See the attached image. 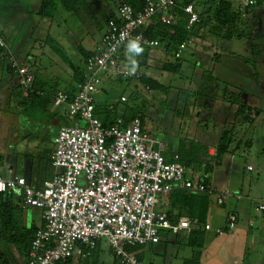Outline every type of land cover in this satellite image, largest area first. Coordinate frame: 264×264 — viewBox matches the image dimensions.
<instances>
[{"label": "rangeland", "instance_id": "374dc122", "mask_svg": "<svg viewBox=\"0 0 264 264\" xmlns=\"http://www.w3.org/2000/svg\"><path fill=\"white\" fill-rule=\"evenodd\" d=\"M79 1L72 12L59 9L55 19L43 18L38 14L42 0H17L7 10L0 8V30L18 62L29 66H35L37 62L46 67L48 76L53 70L56 76L69 82L73 88L79 85L74 71L62 61L61 54L54 47L59 45L77 65L82 66L85 62L78 45L91 51L107 29L106 22L102 21L99 1L114 11L121 2ZM233 1L242 19L237 29L244 33V37L223 40L210 32L209 26H201L183 52L180 73L161 70L158 61L174 60L171 55L160 51L163 44L158 49L149 50V66H137L143 75L169 87V93L147 89L141 82V89L134 91L130 80L101 73L103 90L96 95V102L97 105L112 103L115 106L116 109L109 112L110 118L128 109L137 110L144 117V128L153 137L166 142L170 152L177 150L183 163L190 162L187 176L191 179L199 174L208 176L213 188L224 200L230 199L228 192L238 190V194L244 198L238 205L242 209L240 223L248 229L243 264L244 261L245 264H264V211L258 208L264 205V0H259L251 8H242L240 0ZM6 4L11 3L0 0V5ZM48 35L50 39L46 38ZM71 40L73 50L70 49ZM131 57L138 59V56ZM0 78L2 85L7 83L12 87L18 83L8 75L4 76L2 71ZM59 88L65 91L69 87L61 82ZM237 95L240 104L252 109L253 122L235 119L238 105L232 96ZM121 96H126L127 101L121 102ZM7 99L8 91L2 86L0 163L4 158H12L19 163L15 173L22 175L29 162H35L38 168L32 173L33 180L39 179L42 185L45 179H51L55 174L49 157L50 152L55 150L52 137L56 125L53 122L60 119L69 126L85 127L86 124L79 121L77 116L68 114L64 106L53 107L51 104L45 109L32 108L16 102L5 104ZM105 115V112L96 114L101 120ZM225 130L231 132L233 142L228 152L220 156L217 147ZM205 146L208 147L206 155L201 154ZM249 165L254 170H249ZM211 196L213 215L209 221L213 230L206 233L208 246L199 250L188 246L183 241L188 231H182L179 235L167 232L163 235L167 242L134 247L132 252L145 264H184L197 251L201 252V264L232 262L220 250L228 242H222L228 235L215 234L217 224L226 225V208L217 205L216 194ZM167 207V201L163 199L157 211L165 212ZM28 211L31 212L30 222L37 226L43 223L42 210H25L27 214ZM98 245L92 256L81 258L73 264H116L108 241L100 239Z\"/></svg>", "mask_w": 264, "mask_h": 264}, {"label": "built area", "instance_id": "2783aa9c", "mask_svg": "<svg viewBox=\"0 0 264 264\" xmlns=\"http://www.w3.org/2000/svg\"><path fill=\"white\" fill-rule=\"evenodd\" d=\"M183 1L144 0L138 11L130 4H119L117 19L108 22L101 43L86 63L85 79L76 94L71 97L58 90L53 96V107L64 106L68 114L86 124L59 129L50 157L54 176L35 186L25 177L0 174V193L18 194L24 208L42 210L43 223L35 233L25 264H66L77 257H89L104 238L121 264H145L129 248L156 245L167 232L179 235L195 229L213 230L209 222L189 216L172 222L167 213L157 211L160 196L175 189L212 194L205 175L191 179L179 155L168 160L165 144L144 128L140 117L129 122L118 117L106 127L95 114L96 95L103 83L100 74L140 81L143 74L139 69L129 75L127 44L139 40L142 47L157 48L159 41L148 37L144 28L154 16L169 22L168 14ZM257 3L240 0L242 8ZM182 9L188 16V30L201 22L193 3ZM190 42L180 44L174 59H182ZM0 49L6 51L21 88L34 91L31 67L18 62L1 31ZM37 94L45 96L46 92L38 90ZM120 100L124 103L127 97ZM109 109L115 106L111 104ZM218 203H223L221 197ZM258 208L264 210V205ZM236 222V214L230 213L227 229H234ZM215 232L221 234L224 229Z\"/></svg>", "mask_w": 264, "mask_h": 264}, {"label": "trees", "instance_id": "16d2710c", "mask_svg": "<svg viewBox=\"0 0 264 264\" xmlns=\"http://www.w3.org/2000/svg\"><path fill=\"white\" fill-rule=\"evenodd\" d=\"M11 4L0 5L1 10H7L12 7L17 0H9ZM119 4L127 3L134 7L136 11L140 10L143 6L144 0H120ZM80 3L79 0H42L40 11L38 14L43 18L55 19L59 9H63L68 12L74 11V9ZM193 3L196 10H201L200 17L201 22L195 25L191 30H188V16L182 9L185 5ZM259 3V0H258ZM257 3V4H258ZM117 4V6L119 5ZM170 18L169 22L162 21L159 16H154L152 20L144 28V33L155 40H158L160 45L163 44L167 55L173 57L174 52L179 48L180 44L185 41L191 40L195 31L201 28V26H209L210 32L214 33L220 39L230 41L234 38L244 37V33L238 32L237 24L242 20L239 11L236 9L233 0H185L180 3V7L173 8L168 14ZM112 19H117L116 12L107 16L106 24ZM47 37H51L48 35ZM79 51L83 56L84 64L79 66L74 64L71 58L60 48L55 46L54 50L61 54V58L66 62L74 71V77L78 81L79 85L83 83L86 73V63L91 57L92 53L86 51L82 45L79 46ZM144 51L137 58L138 67L149 66L147 61L148 52L150 48L143 47ZM174 59V57H173ZM161 70L173 74L181 72L182 64L181 59L174 60H160ZM131 67L130 60L126 62ZM0 69L2 73L8 75L10 79H17L16 74L10 67L6 58V51L0 49ZM35 76V75H34ZM37 76V75H36ZM36 79V78H35ZM40 82L42 79L40 78ZM140 82L155 91H163L169 93V87H166L162 82L147 75H143ZM34 91H24L19 82L10 88V98L13 102H16L21 106H29L32 108L42 107L48 108L53 101L54 94L58 91L56 87H49L44 82L40 89L36 88L34 81ZM46 92L45 96H40L37 91ZM64 91V90H63ZM71 97L75 95V89L68 88L65 90ZM232 99L236 101L238 105V111L235 115L236 120L240 122H253L252 109L245 104H240L239 96H232ZM108 109L97 108L95 113H104L105 116L101 120L106 127L111 126L118 117H123L127 122L133 120L136 117H140L142 123L144 117L137 110H125L122 114L115 118H110L109 112L114 111ZM247 111V112H246ZM257 113V112H256ZM255 113V114H256ZM258 116V114H257ZM233 142L230 131H223L221 140L217 147V152L221 156L228 152L230 144ZM207 146L202 149V153L206 155ZM50 152V151H49ZM51 153V152H50ZM217 154V156H218ZM182 162V156H180ZM202 161V160H201ZM183 163V162H182ZM186 167L190 165V162L183 163ZM206 176V175H205ZM208 181V177H207ZM209 183V181H208ZM165 195L161 199L167 201V215L172 222H177L182 216H189L194 219H198L200 222H207L208 211L210 206V194L195 193L183 189H175L164 193ZM37 227L33 225H27L24 219V207L22 205V197L10 193H0V264L8 262V252H17L22 257H28L30 253V247L34 239ZM227 227L224 229L226 230ZM207 231L201 229H195L189 231L184 243L195 249H202L205 246ZM97 249V248H96ZM132 250V248H129ZM94 251V250H93ZM92 251V252H93ZM113 252V251H112ZM93 254V253H92ZM116 258V264H121L118 256L113 252ZM92 256V255H91ZM71 264V261L66 263ZM184 264H201V252H196L191 259L185 260Z\"/></svg>", "mask_w": 264, "mask_h": 264}, {"label": "crops", "instance_id": "0c3cea01", "mask_svg": "<svg viewBox=\"0 0 264 264\" xmlns=\"http://www.w3.org/2000/svg\"><path fill=\"white\" fill-rule=\"evenodd\" d=\"M95 4H97V3H95ZM98 6H100V8H99V10H101V14H103L102 15V21H106V19H107V16L108 15H110V14H112V13H115L116 12V10L114 11V10H112V9H110V7H109V5H104L103 4V2H101V1H99V4H98ZM116 8H117V6H116ZM23 11V10H22ZM198 12L199 13H201V10L199 9L198 10ZM1 31V30H0ZM1 33H2V31H1ZM2 35L5 37V35L2 33ZM47 39H50V37H46ZM6 39V38H5ZM72 40H73V38H72ZM72 40H71V45H70V49L73 47L72 46ZM101 41H102V37H101V39L98 41H96L95 42V44L93 45V47H92V49H91V51H88V52H91L92 54L96 51V49H97V47L99 46V44L101 43ZM9 44V43H8ZM80 45V44H79ZM78 45V46H79ZM10 46V45H9ZM160 46V45H159ZM158 46V47H159ZM158 47H157V49H158ZM11 48V47H10ZM62 49V48H61ZM155 49V48H154ZM63 51H64V49H62ZM71 50H73V48L71 49ZM78 50H79V47H78ZM86 50V49H85ZM87 51V50H86ZM162 53H165L166 54V50H165V47H163V49L162 50H160ZM70 57V56H69ZM71 58V57H70ZM132 58V57H131ZM164 58H166V56L164 57ZM71 60L73 61V63L74 64H76L75 62H74V60L71 58ZM128 60H130V54H129V57H128ZM165 60V59H164ZM62 61L64 62V60L62 59ZM65 64H67L66 62H64ZM29 65V64H28ZM68 65V64H67ZM83 66V65H82ZM30 67H31V69L33 70V73H34V75H35V84H36V88L37 89H40V87L42 86V84L44 83V82H46L47 83V86H49V87H56V89H58V90H61L60 88H59V84L61 83V82H63V83H67V86L69 87V88H72V89H75V94H76V92L78 91V89H79V85H78V87L77 88H73L72 87V85L69 83V82H67V81H65V80H63L62 78H60V77H58V76H56L55 75V73L53 72V70H52V73L50 74V76H48V74H46V72L45 71H47V69H46V67L45 66H43V65H38L37 64V62H36V64H35V66H32V65H30ZM44 68H45V70H44ZM48 68H50V67H48ZM0 71H2L1 69H0ZM37 75V76H36ZM56 76V77H55ZM40 78L42 79V82H40ZM48 78H50L49 80H48ZM55 78H56V80H55ZM155 79V78H154ZM17 80V79H16ZM131 81V83H132V89L135 91L136 89H141L140 88V85H141V83H140V81H136V80H130ZM18 82V81H17ZM161 82V81H160ZM2 86H4V88L8 91V99H7V102H5V104H8V105H12L13 104V101H12V99L10 98V88H11V86L9 85V84H7V83H5L4 85H2V83H1V78H0V88L2 87ZM103 89L101 88V91H102ZM100 91V92H101ZM99 92V93H100ZM98 93V94H99ZM112 103H108V104H105L104 106H102V105H100V104H98L97 105V102H96V106H97V108H102V109H108L109 108V106L111 105ZM116 109V108H115ZM123 113V112H122ZM121 113V114H122ZM119 116V115H118ZM79 121H81V120H79ZM82 122H84V121H82ZM85 123V122H84ZM53 124H55L56 125V130H55V134H53V141H54V138H55V136L57 135V133H58V131H59V129L62 127V126H64L65 124H64V122L62 121V120H55L54 122H53ZM145 125V121H144V123H143V126ZM159 140V139H158ZM159 141H161L163 144H165V146H166V151H165V154H166V157H167V159L168 160H172L176 155H179V157L181 156L180 154H179V152L177 151V150H174V152H170L169 150H168V144L166 143V142H164L163 140H159ZM53 152H51L50 153V155H49V157H51V154H52ZM211 154H214V153H211ZM51 161V160H50ZM208 165H211V164H208ZM249 166H251V165H249ZM19 168V163H17V162H14V160H12V158L10 159V158H7V159H3L2 160V162L0 163V174H2V175H7L8 177H11V176H13V175H18V176H21V177H25L26 179H27V181L30 183V184H32V185H35V186H40L41 185V182H40V180L38 179V180H33V177H34V175L32 176V173H33V171L34 170H36L37 168H36V166H35V162H33V161H30L29 162V165H28V167L27 168H24L23 169V171H22V175L21 174H19V173H15V169L16 168ZM254 170V169H253ZM25 174H28L29 176H26ZM199 175H203V174H199ZM206 177H208V176H206ZM45 180H47V179H45ZM208 181H209V186H210V188H211V190L213 191L212 192V194H210V195H213V194H216V199H215V201H216V203H217V205H219V206H223V207H225L226 209H225V216H224V218H225V221H226V225H216V228H223V229H225L226 227H227V217H228V215L230 214V213H235L236 214V216H237V222H236V226H235V228L234 229H232V230H229V229H226V230H224V232L223 233H221V234H227L228 236L226 237L227 239H225V240H223L222 242H224V241H228V242H225L224 243V245H223V248H221L220 250L222 251V253H226L227 255H228V258H230L231 260L230 261H232V262H229V264H243V254H245V251H246V244H247V242H246V236L248 235V229L245 227V225H243V223H240V220H241V213H242V209L240 208V206H238L239 204H240V202L244 199L240 194H238L239 193V191L238 190H236V191H233L232 193H230V192H228L227 193V195L230 197V199L228 200H224L223 198H222V196L220 195V194H218V192L213 188V186H212V184H211V181L208 179ZM14 195H18V194H14ZM165 194H162L161 196H160V198L162 199L163 198V196H164ZM222 198L223 199V203L222 204H219L218 203V199L219 198ZM159 198V204L158 205H160L161 204V199ZM231 200V201H230ZM227 201V202H226ZM211 202H212V196H210V206H209V211H208V217H207V222H209V223H211L210 221H209V217H212V213H213V211L211 210ZM158 205H157V207H158ZM26 209H28V208H24V219H25V223L27 224V225H33V226H36L37 228H39L42 224H40L39 226H37V225H35L34 224V222H30V216H31V212H29L28 214L25 212V210ZM240 209V210H239ZM262 211H264V210H262ZM165 213H167L166 211H165ZM216 214V213H215ZM212 225V224H211ZM213 227V226H212ZM208 232V231H207ZM232 233V234H231ZM215 234L217 235V236H219V235H221V234H217L216 232H215ZM164 241H166L167 242V240L165 239V237H163L162 238V240H161V242H164ZM160 242V243H161ZM213 242V241H212ZM228 243H230V245L228 244ZM159 244V243H158ZM208 242L206 241L205 242V246H204V248L206 247V246H208ZM231 244H232V247H231ZM99 247V245L97 246V248ZM0 251H1V249H0ZM8 262L7 263H5V264H25L26 263V261H27V258L26 257H22L21 255H19L17 252H14V251H9L8 253ZM12 255V256H11ZM91 255H92V253H91ZM90 255V256H91ZM13 257V258H12ZM79 259V260H78ZM80 259L81 258H75V259H73L72 261H71V264H73L74 262H78V261H80ZM244 264H245V261H244Z\"/></svg>", "mask_w": 264, "mask_h": 264}, {"label": "clouds", "instance_id": "9594fccd", "mask_svg": "<svg viewBox=\"0 0 264 264\" xmlns=\"http://www.w3.org/2000/svg\"><path fill=\"white\" fill-rule=\"evenodd\" d=\"M127 52L130 54V64L131 68L129 70V75H134L137 71V61L132 59L131 56H139L143 53L144 49L141 46L139 40H131L127 44Z\"/></svg>", "mask_w": 264, "mask_h": 264}, {"label": "water", "instance_id": "95a60500", "mask_svg": "<svg viewBox=\"0 0 264 264\" xmlns=\"http://www.w3.org/2000/svg\"><path fill=\"white\" fill-rule=\"evenodd\" d=\"M4 176H6V175L4 174Z\"/></svg>", "mask_w": 264, "mask_h": 264}]
</instances>
